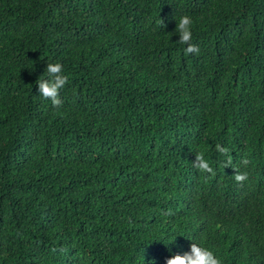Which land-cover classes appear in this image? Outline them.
I'll return each instance as SVG.
<instances>
[{"label": "trees", "instance_id": "trees-1", "mask_svg": "<svg viewBox=\"0 0 264 264\" xmlns=\"http://www.w3.org/2000/svg\"><path fill=\"white\" fill-rule=\"evenodd\" d=\"M194 242L264 264V0H0V264H167Z\"/></svg>", "mask_w": 264, "mask_h": 264}, {"label": "clouds", "instance_id": "clouds-1", "mask_svg": "<svg viewBox=\"0 0 264 264\" xmlns=\"http://www.w3.org/2000/svg\"><path fill=\"white\" fill-rule=\"evenodd\" d=\"M191 18L188 16H183L180 18L177 30L180 34V43L186 44L187 47L185 49V54L196 53L199 54V47L190 43L192 39L191 32ZM46 73L48 75V79L38 78L36 83L39 86V93L43 96L44 99H50L54 107H58L62 105V100L60 97V90L66 85L68 82V77L63 75V66L61 63H49L46 69ZM217 150L221 154H228V149L221 147L219 144L216 145ZM245 165L249 163L247 159L242 161ZM194 166L202 172L212 173L215 175L214 169L210 166L208 160L205 159L203 153L196 154V160L193 162ZM232 164V157L229 155L228 160L225 162L224 166L227 167ZM247 179V173L236 172L235 180L239 183H242ZM194 182V179L188 177L186 174L184 175V179L182 178L181 185L182 187L191 186ZM253 185L255 187L256 183L253 181ZM181 189V188H180ZM178 189V192L180 191ZM252 220V218H251ZM186 242L184 245H186ZM184 247V246H182ZM191 253H187L184 255H174L173 257L167 260V264H222V261L219 257L215 255V253L203 246L197 245L195 242L190 245L189 250L191 249ZM53 251H56L53 248ZM61 252L65 251V249L61 248Z\"/></svg>", "mask_w": 264, "mask_h": 264}]
</instances>
